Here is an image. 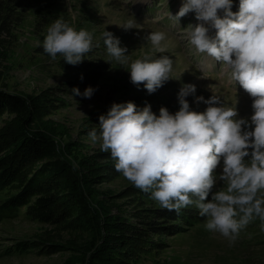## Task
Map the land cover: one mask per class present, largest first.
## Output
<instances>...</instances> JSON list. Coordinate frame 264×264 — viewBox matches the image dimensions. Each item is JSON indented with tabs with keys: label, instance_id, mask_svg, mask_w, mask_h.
<instances>
[{
	"label": "clouds",
	"instance_id": "9594fccd",
	"mask_svg": "<svg viewBox=\"0 0 264 264\" xmlns=\"http://www.w3.org/2000/svg\"><path fill=\"white\" fill-rule=\"evenodd\" d=\"M232 7L233 0H183L175 16L167 15L178 23L189 12L195 13L201 23L183 29L188 43L197 54L219 63L230 83L238 82L249 94L250 120L238 118L236 103L226 106L217 94L205 100L195 96V85L184 84L174 114L165 107L157 116L150 105L138 109L133 102L114 103L99 116V133L95 128L88 133L93 145L99 143L101 151L110 152L115 170L150 194L162 209L179 214L195 207L207 218L205 229L218 233L230 246L255 219L264 228V0H239L236 12ZM118 26L125 31L143 28L134 17ZM101 38L107 55L130 72L132 84H143L149 94L174 78V61L167 55L156 56L168 51L166 31L146 35L143 39L151 47L135 60L113 33L104 31ZM93 40L92 32L57 18L42 47L53 61L59 55L77 65L99 46ZM72 91L91 98L95 89ZM190 95L196 103L207 104L206 110L191 111L186 99ZM218 169H222L219 175ZM219 181L224 186L214 191Z\"/></svg>",
	"mask_w": 264,
	"mask_h": 264
},
{
	"label": "trees",
	"instance_id": "16d2710c",
	"mask_svg": "<svg viewBox=\"0 0 264 264\" xmlns=\"http://www.w3.org/2000/svg\"><path fill=\"white\" fill-rule=\"evenodd\" d=\"M60 2L0 0V54L4 49L8 52L9 46L21 44L19 34L25 30L28 33L37 30L39 39L45 37L57 18L77 30L87 29L88 22L84 24L82 17H74ZM97 42L99 46L77 65L66 63L59 55L53 61L44 52L42 43L32 48L37 52L31 59L36 66L43 65L47 59L55 65L53 69L75 72L70 80L49 86L36 97L21 96L0 82V123L6 117L11 119L0 128V226L3 227L0 238L11 239L0 243V260L42 252L50 255L63 247L72 252L64 264H141L143 255L170 247L166 237L175 239L188 234L207 220L195 207L181 209L179 214L162 209L150 194L131 183L126 188L135 194L136 205L126 213L116 201L121 197L115 196L119 193L101 191L96 185L107 181V175L90 174L86 168L89 164L82 165L84 159L81 168L76 166L52 136V122L41 118L44 111L58 106L64 95L82 98L73 93L74 88L82 94L86 88L95 89L111 73H118L119 64L107 55L103 39L93 41ZM121 91L125 95L119 104L133 102L138 109L150 105L157 116L161 107L173 114L179 110L168 97L149 94L141 86L125 85ZM20 217L40 225L68 228L75 232L73 241L69 242L71 246L56 242L38 246L27 237L7 236L12 233L10 224ZM250 224H254L252 229L241 233L254 231L252 237L256 242L264 243L262 222L257 218Z\"/></svg>",
	"mask_w": 264,
	"mask_h": 264
},
{
	"label": "rangeland",
	"instance_id": "374dc122",
	"mask_svg": "<svg viewBox=\"0 0 264 264\" xmlns=\"http://www.w3.org/2000/svg\"><path fill=\"white\" fill-rule=\"evenodd\" d=\"M182 4L183 0H61L60 2V5L67 8L74 17H82L84 24L88 22L87 29L93 33V41L102 39L101 34L104 31L113 33L119 38L121 47H127L126 54L131 57V60L142 58L143 54L150 49V43L143 39L146 35L151 31H166L168 33L166 41L168 51L163 54L158 53L156 56L167 55L174 61L172 74L174 78H170L154 94H160L164 98L168 97L174 104L173 106H178L179 109V90L184 84H193L196 86L195 96H203L207 100L213 94L220 95L222 104L231 107L236 103L238 118L250 120L252 98L249 94L240 87L238 82L236 85L230 83L229 75L224 72L219 63L209 57L197 54L196 50L188 43L183 29L187 28L189 24L201 23L196 20L195 13L189 12L180 18L178 23L167 15L170 12L172 16H175ZM238 8L239 0H233L232 11L236 12ZM132 17L143 28L125 31L118 26ZM205 27L208 25L206 24ZM32 32L36 35H32ZM31 33L23 31L19 34L22 45L9 46L8 52L4 49L0 54V82L9 90L27 98L36 97L49 86H57L75 75L74 71L65 72L53 69L55 65L47 59L44 60L43 65L36 66L31 59L36 56L37 52H34L32 48L43 43L45 37L39 39L37 30L31 31ZM123 33H125L124 36H122ZM209 34L214 36L215 30L210 29ZM123 80L126 81L120 84ZM125 85L134 86L130 80V72L119 65L118 73H111L101 80L91 98H75L71 95H64L63 101L58 102V106L55 105L44 111L41 118L52 122L54 127L52 136L65 156L71 159L76 166L81 168L80 163L84 159L85 162L82 165L89 164L86 168L90 174L107 175V181L96 183V185L101 191L113 190L115 193H119L115 195L121 196L116 200L117 203L126 213H130V210L136 205L135 194L127 191L126 188L130 182L115 168H110V166H115L110 152L101 151L99 143L93 145L88 136L93 128L97 129L99 133V116L106 115L114 103L119 104V100L124 99L125 93L121 90ZM139 86L144 88L143 84ZM195 96L190 95L186 98L190 110L205 111L208 105L203 102L196 103ZM10 121L11 119L6 117L0 123V128L9 124ZM221 171L222 169H218L217 174L219 175ZM223 186V182L219 181L215 190ZM205 223L175 239L166 237L171 243L170 247L156 253L143 255L140 263L264 264V243L256 242L257 240L252 237L254 231L240 233L236 243L230 246L228 241L218 233L207 231L204 227ZM253 225L250 224L245 229H252ZM10 227L12 233L6 234L7 236L27 237L36 241L38 246L42 243L51 245L56 242L70 247L69 242H72L75 237V232L68 228L40 225V223L28 221L24 217L14 219ZM1 228L3 227L0 226V234ZM9 241L11 239L0 238V243ZM60 249L57 253L50 255L42 252L8 257L0 260V264H64L72 252L63 247ZM80 264L82 263L80 262Z\"/></svg>",
	"mask_w": 264,
	"mask_h": 264
}]
</instances>
